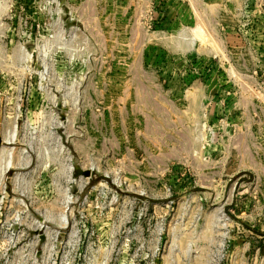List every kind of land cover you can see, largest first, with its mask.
<instances>
[{
	"label": "rangeland",
	"instance_id": "rangeland-1",
	"mask_svg": "<svg viewBox=\"0 0 264 264\" xmlns=\"http://www.w3.org/2000/svg\"><path fill=\"white\" fill-rule=\"evenodd\" d=\"M0 264H264V0H0Z\"/></svg>",
	"mask_w": 264,
	"mask_h": 264
},
{
	"label": "crops",
	"instance_id": "crops-1",
	"mask_svg": "<svg viewBox=\"0 0 264 264\" xmlns=\"http://www.w3.org/2000/svg\"><path fill=\"white\" fill-rule=\"evenodd\" d=\"M136 73L138 74H142L144 73L143 68H138L136 69ZM147 73V72H146ZM142 83V81L140 82ZM165 83V82H164ZM143 85V83H142ZM176 86V84H175ZM158 87L160 89H164V84H159ZM176 88V87H174ZM177 89V88H176ZM205 87H202V84L199 82H195L194 85L187 90V92H184L183 96H182V100L184 102V105L188 106V112L189 114L193 111L194 114V108L196 106H199V110L200 107H204L207 101V97H206V93H205ZM187 106H184L186 109H184L183 113L185 115V110L187 111ZM205 110V107L203 108V111ZM203 114L201 115V111H199V117H202Z\"/></svg>",
	"mask_w": 264,
	"mask_h": 264
}]
</instances>
